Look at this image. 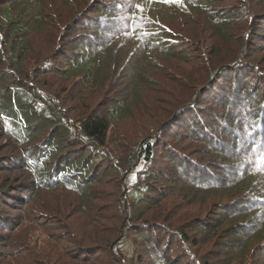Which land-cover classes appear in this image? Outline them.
Here are the masks:
<instances>
[{"label":"trees","instance_id":"16d2710c","mask_svg":"<svg viewBox=\"0 0 264 264\" xmlns=\"http://www.w3.org/2000/svg\"><path fill=\"white\" fill-rule=\"evenodd\" d=\"M37 1L39 4L40 0ZM211 1L111 2L119 9H111L105 3L94 17L105 26L99 27L95 21L87 33L85 30L82 35H78L79 31L72 32L76 34L72 35L75 40L83 43L84 38H89V41H85L79 51L73 49L68 57L67 53L64 55L66 71L59 66L61 61L55 65L56 53H52L40 64L36 63L31 76L26 71L30 63L27 58L29 36L37 22L30 15L38 12V4L36 0H3L0 3V65H5L0 71V139L5 141L0 146V174H3L0 178L1 260L7 258L4 252L18 247L10 236L22 225L24 214L17 217L15 212L20 206L30 205L39 191L60 188L77 192L85 201L88 196L94 199L86 190L104 177L103 174L98 176L100 167L96 163L105 155L111 156L105 152V146L112 123L131 115L132 100L142 101L143 77L138 72L141 71L138 68L141 53L165 56L172 51L169 30L160 19L161 11L186 7L204 9ZM256 8L264 9V0L257 3ZM243 9H240L242 18L261 19L258 30L264 28V11L258 15L250 7L246 11ZM216 12L211 8L209 14ZM224 14L210 20L219 26L230 18L229 14ZM90 15L93 16L92 13L87 16ZM253 21L248 25V36L254 32ZM255 45L250 47L248 57L239 55L237 60L226 65L208 68L209 74L204 77L206 81L200 92L174 104L168 117L148 130L149 135L131 149L128 166L125 160L122 166L117 159H112L110 168L117 170L121 178L123 199L135 204L136 209L129 212L126 207V214L116 212L114 215L109 213L110 208L104 210L103 214H108L106 219L119 217L123 221L121 231L103 248L87 246L88 249H84L79 242L73 249L72 246L69 250L63 247L71 253L75 263L94 264L102 261L99 259L105 255L106 264H145L146 257H150L151 264H173L174 258L166 257L165 253L172 242L188 243L196 248L192 252L180 249L184 259L175 264H230L235 258H241L240 264H264V163L260 162L264 154V68L250 59L258 53V44ZM125 69L127 71L123 72ZM53 73L56 76L61 73L65 79L70 75L79 76L86 86L94 82L103 83V86L113 83L117 91L108 98L104 110H84L77 120H71L59 106L60 97L38 79ZM130 93L136 97L130 99ZM91 153L94 155L89 157ZM243 183L238 197L223 204L216 202L213 205L216 211L211 209L212 215L196 222V231L193 228L183 231L163 219L143 224L146 211L165 196L173 195L175 189L179 188L180 196L197 200L206 192L239 189ZM88 210L90 207L85 206V211ZM141 222L143 232L147 233L137 235L138 242L145 243L144 250L139 253L120 233ZM191 232H196V237L218 240L216 252L199 256L198 246L205 243L196 237L190 241ZM219 232L224 233L219 237ZM162 234L168 238L161 250L158 248ZM255 236L257 238H253ZM29 251L21 249L15 257L21 254L36 257L34 250L24 255L23 252ZM51 262L50 251L36 257V264H53Z\"/></svg>","mask_w":264,"mask_h":264},{"label":"rangeland","instance_id":"374dc122","mask_svg":"<svg viewBox=\"0 0 264 264\" xmlns=\"http://www.w3.org/2000/svg\"><path fill=\"white\" fill-rule=\"evenodd\" d=\"M2 1L0 0V3ZM113 1L115 0H40L38 4L36 0L38 12L36 14L31 12L30 15L37 23L29 36L30 52L27 58L30 63L26 67L27 74L31 76L37 65L52 53H56V57L53 59L55 62L52 60L55 65L61 61L59 66L66 71L68 67L63 63L64 55L67 53L68 57L73 49L79 51L80 46L85 45V41H89V38L81 39L83 43L80 40H75L72 35L76 34H72V32L79 31L78 35H82L84 33L82 30H85L87 33L88 28L94 25L95 21L99 27L105 26L94 17L97 15L98 9L103 8L105 3H107V7L111 6V9H119L118 6L111 3ZM260 1L262 0H212V3L208 4L210 9L208 7L204 9L186 7L183 10H173L172 8L161 11L160 19L169 30L167 31L169 33L168 41L172 45V51L165 56L156 53H141L139 57L141 62L138 67L141 71L138 72L141 74L139 76L143 77L141 80L143 86L140 90L142 101L138 100L136 103L132 100L131 115L112 123V129L105 146V152L110 153L111 156L105 155L96 163L100 167L98 176L103 174L104 177L101 176L99 183L93 184L90 189L86 190V193H91L94 199L92 196H88L85 201V197L81 198L77 192H66L60 188L41 190L36 193L30 205L20 206L21 209L18 208V211H14L17 217L24 214L22 225L18 226L10 236V240H13L18 247L4 252L7 258L0 259V264H36V257L38 255L42 257L44 251L45 253L46 251L51 252L53 259L51 263L53 264H77L71 253L66 252L70 246L73 249L75 243L79 242V245H82L84 249L87 246L103 248L107 246L105 244L107 241L113 240V236L121 231L123 221L119 217L106 219L108 214H103V211H108L110 208L109 213L126 214L127 210L130 212V210L136 209V205L130 202L126 203L123 199L125 192L122 193L123 189L121 190V178L117 176V170L110 168L112 159H117L122 166H124L123 160H125V165L128 166L129 162L127 161L131 149L144 136L149 135L148 130L164 121L174 104H180L184 99L200 92L205 84V82L203 84L204 77L209 74L208 68L213 69L216 66L226 65L237 60L236 56L239 55L245 58L247 54H251L250 47L252 45L256 47L255 44H258V53L253 57L251 55L250 59L253 58L255 63L259 62L264 68V28L258 30L260 27L258 20L261 21V19L253 21L254 16L249 19L243 17V19L242 12H240V9L244 8L243 10L246 11L250 7L259 15L261 11H264V9L256 8ZM211 8L217 11L215 15L209 14ZM91 13L93 16H87ZM221 13L229 14L230 18L227 17L219 26L213 24L210 19H215V16ZM15 15L17 16L18 13ZM252 21L254 32L248 36V25ZM75 23L78 25L75 26ZM4 66L0 65V71H3ZM133 67L131 66V68ZM126 71L127 69L123 72ZM54 74L38 79L49 87L51 93L60 97L61 105L59 104V106L71 120H77L79 114L84 110L85 112L94 108L104 110L108 98L117 91L113 83L103 86V83L94 82L92 85L86 86L79 76L70 75L65 79L61 73L58 76ZM118 88L120 89V87ZM128 97L132 99L136 96L130 93ZM76 124L78 125V123ZM4 144L5 141L0 139V146ZM87 154L89 153L87 152ZM92 155L94 154L91 153L89 157ZM122 166L121 170H124ZM104 171L105 173H103ZM1 177L3 174H0ZM243 185L244 183L239 185V189L236 187L229 190L220 189L212 193L206 192L203 197L197 200H190L189 196H180L179 188L175 189L172 192L173 195L165 196L164 200L158 201L157 205L146 211L143 215L145 221L143 224H150L151 220L163 219L183 231H190L191 228L195 230L198 227L196 222L204 220L208 214L212 215L211 209L213 212L216 211L213 206L216 202L223 204L235 199ZM85 206L90 207L89 213L85 211ZM102 215L104 219L100 217ZM143 231L141 222L127 232H121L120 235L125 236L128 243H133L140 253L144 250L143 244L145 243L138 242L137 235L147 233ZM223 233L219 232L218 236H222ZM152 234L153 232L150 235ZM195 237L196 232H191L190 241ZM167 238L166 234L161 235V244L158 249L165 247ZM196 238L205 243L204 246L197 247L199 256L206 252H216L218 240H211L208 237ZM19 243L21 244L19 245ZM63 247L68 248L65 250ZM182 248L184 250L187 248L190 252L196 249L192 244L178 245V243L170 242L167 245V252H165L166 257H173V264L177 261L183 262L184 258L180 251ZM21 249L30 250L23 252L24 255L34 250L33 254L36 257L30 254L25 256L21 254L16 258L15 253ZM161 250L159 251L162 254ZM86 253L88 254V252ZM10 255H14V257ZM149 258L144 259L145 264H151ZM197 258L198 256L195 257V259ZM99 260L102 261L94 264H106L107 262L105 255H102ZM240 263L241 258H235L230 264Z\"/></svg>","mask_w":264,"mask_h":264},{"label":"snow or ice","instance_id":"6c2138e0","mask_svg":"<svg viewBox=\"0 0 264 264\" xmlns=\"http://www.w3.org/2000/svg\"><path fill=\"white\" fill-rule=\"evenodd\" d=\"M163 2H165V3H181L182 0H163ZM137 7L139 8L140 6L137 5ZM141 11H143V9H141ZM129 19H132V18H129ZM129 27L131 28L132 26L129 25ZM260 162L264 163V154L261 155Z\"/></svg>","mask_w":264,"mask_h":264}]
</instances>
